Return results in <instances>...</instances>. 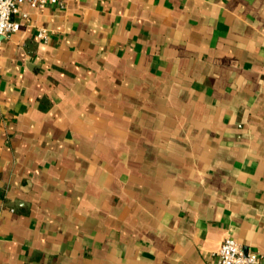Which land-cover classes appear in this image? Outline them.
Masks as SVG:
<instances>
[{"label":"crops","instance_id":"crops-1","mask_svg":"<svg viewBox=\"0 0 264 264\" xmlns=\"http://www.w3.org/2000/svg\"><path fill=\"white\" fill-rule=\"evenodd\" d=\"M21 12L0 38V264H219L228 236L264 263V0Z\"/></svg>","mask_w":264,"mask_h":264},{"label":"built area","instance_id":"built-area-1","mask_svg":"<svg viewBox=\"0 0 264 264\" xmlns=\"http://www.w3.org/2000/svg\"><path fill=\"white\" fill-rule=\"evenodd\" d=\"M24 5L37 10H44L49 6L63 8L65 0H0V38H9L21 29V24L15 21L16 16L29 19L27 13L21 12ZM47 36L46 29H41L37 35L41 40H46ZM218 258L219 264H264L261 255L245 253L232 236L223 241Z\"/></svg>","mask_w":264,"mask_h":264}]
</instances>
